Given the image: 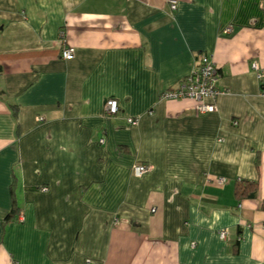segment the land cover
<instances>
[{
  "label": "crops",
  "instance_id": "crops-1",
  "mask_svg": "<svg viewBox=\"0 0 264 264\" xmlns=\"http://www.w3.org/2000/svg\"><path fill=\"white\" fill-rule=\"evenodd\" d=\"M168 1L0 0V264H264V0Z\"/></svg>",
  "mask_w": 264,
  "mask_h": 264
},
{
  "label": "built area",
  "instance_id": "built-area-1",
  "mask_svg": "<svg viewBox=\"0 0 264 264\" xmlns=\"http://www.w3.org/2000/svg\"><path fill=\"white\" fill-rule=\"evenodd\" d=\"M169 9L172 11L176 7V0L168 1ZM229 27H225L223 32H228ZM73 46L65 45L61 48L60 55L63 59H71L73 57ZM250 67L254 70L259 82L264 81V67L260 66L256 61H251ZM218 79L217 66L209 55L200 53L197 59H194L192 69L172 88L162 91L159 95L160 99H172L179 97H189L195 101V109L199 113L211 112L215 110V101L223 89L216 86ZM118 111V103L115 98L108 97L103 102L104 116H112ZM127 124L135 125L138 121L137 117L127 116L125 118ZM99 142H103V138H99ZM148 170V166L144 163L136 162L132 165V173L136 176ZM216 182L222 184L226 181L225 177H216ZM45 189V187H42ZM154 210V207H151ZM225 229L218 231V236L224 238Z\"/></svg>",
  "mask_w": 264,
  "mask_h": 264
},
{
  "label": "trees",
  "instance_id": "trees-1",
  "mask_svg": "<svg viewBox=\"0 0 264 264\" xmlns=\"http://www.w3.org/2000/svg\"><path fill=\"white\" fill-rule=\"evenodd\" d=\"M199 54H200V53H197V54L195 55L194 59H197L198 56H199ZM0 72H1V68H0ZM217 73H218V71H217ZM262 84H263V82H260V85H262ZM12 106H14V105H12ZM245 185H247V184H245ZM245 188H246V187L243 186L241 189H239V184H238V187H236V190H237L238 194H243V193H245V191H246V190H244ZM249 195H254V191L250 192ZM260 207H261L262 209H264V201H262Z\"/></svg>",
  "mask_w": 264,
  "mask_h": 264
}]
</instances>
